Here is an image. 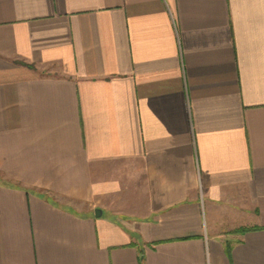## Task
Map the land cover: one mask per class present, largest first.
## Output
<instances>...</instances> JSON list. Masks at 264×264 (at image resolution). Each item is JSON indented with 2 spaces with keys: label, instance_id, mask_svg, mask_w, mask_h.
Listing matches in <instances>:
<instances>
[{
  "label": "crops",
  "instance_id": "obj_1",
  "mask_svg": "<svg viewBox=\"0 0 264 264\" xmlns=\"http://www.w3.org/2000/svg\"><path fill=\"white\" fill-rule=\"evenodd\" d=\"M0 264H264V0H0Z\"/></svg>",
  "mask_w": 264,
  "mask_h": 264
},
{
  "label": "water",
  "instance_id": "obj_2",
  "mask_svg": "<svg viewBox=\"0 0 264 264\" xmlns=\"http://www.w3.org/2000/svg\"><path fill=\"white\" fill-rule=\"evenodd\" d=\"M95 215H96V216H100V215H101V211H100L99 209L96 210V211H95Z\"/></svg>",
  "mask_w": 264,
  "mask_h": 264
}]
</instances>
